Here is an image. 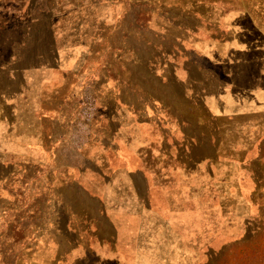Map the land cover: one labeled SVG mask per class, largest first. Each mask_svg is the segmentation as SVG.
Masks as SVG:
<instances>
[{
  "label": "rangeland",
  "instance_id": "obj_1",
  "mask_svg": "<svg viewBox=\"0 0 264 264\" xmlns=\"http://www.w3.org/2000/svg\"><path fill=\"white\" fill-rule=\"evenodd\" d=\"M0 264H264V0H0Z\"/></svg>",
  "mask_w": 264,
  "mask_h": 264
},
{
  "label": "crops",
  "instance_id": "obj_2",
  "mask_svg": "<svg viewBox=\"0 0 264 264\" xmlns=\"http://www.w3.org/2000/svg\"><path fill=\"white\" fill-rule=\"evenodd\" d=\"M190 12L196 13V9L190 10ZM216 13L217 11L215 10V18H214L213 7H208L203 5V31H200V27L196 28L195 26V28H193L195 29L194 33H192L194 31L193 30L192 32L190 31L188 35H183V37L178 38L184 44L188 45L189 48L196 49L198 47L203 50V61H205V63L203 64V69H207V67L209 66L215 68L217 67L222 68V63L221 62L219 63L218 61L212 59V57H218L222 61L223 57H225L224 56L225 54L227 55L231 54L232 49H239L240 52H243L241 48L242 46H245L244 45L245 43L241 39L242 38L241 36H243L242 32H245V28L241 25V23L238 21L224 23L223 21L220 20V16L218 18L216 17ZM223 28L229 29L230 39L225 40L223 35H220V33H224ZM198 31H200L199 40L196 39L197 37L196 35H198ZM200 40L201 43L198 44L199 45L198 46L197 43L200 42ZM192 53H194L193 50ZM227 58L229 57L227 56ZM205 90L203 91V107H205V102L207 101L206 96L208 95L206 93L207 88ZM237 95L240 98V104L234 106V109L242 108L243 106H250L249 104L250 101L248 97L244 98L243 100V95L241 96L238 93ZM225 111L227 112V108ZM107 242L109 241L107 240ZM46 248H48L47 244H43V246L39 247L38 253L43 252Z\"/></svg>",
  "mask_w": 264,
  "mask_h": 264
},
{
  "label": "trees",
  "instance_id": "obj_3",
  "mask_svg": "<svg viewBox=\"0 0 264 264\" xmlns=\"http://www.w3.org/2000/svg\"><path fill=\"white\" fill-rule=\"evenodd\" d=\"M149 3V2H148ZM144 15H146V14H143L142 16H140V17H143V18H139L138 20H137V22L138 23H142V27L143 28H146L147 30H148V32H152L153 34H156V32L154 33L153 32V30H152V28H151V26L149 25L150 23H151V21H152V18H153V15L152 14H150V17L148 18V19H146V17L144 16ZM148 23V24H147ZM168 37V36H167ZM148 45L149 46H153L154 48L153 49H151V48H148V49H151L153 52L156 50V49H158V47L156 46V45H154V43H152V42H148ZM147 63V61H145L144 62V64H146Z\"/></svg>",
  "mask_w": 264,
  "mask_h": 264
}]
</instances>
